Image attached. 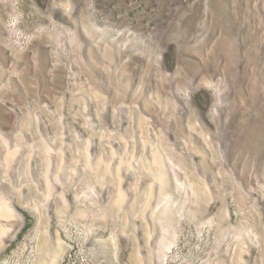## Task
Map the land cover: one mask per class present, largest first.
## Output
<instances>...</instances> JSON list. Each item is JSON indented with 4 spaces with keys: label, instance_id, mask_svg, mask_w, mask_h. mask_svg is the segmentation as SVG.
I'll return each instance as SVG.
<instances>
[{
    "label": "rangeland",
    "instance_id": "374dc122",
    "mask_svg": "<svg viewBox=\"0 0 264 264\" xmlns=\"http://www.w3.org/2000/svg\"><path fill=\"white\" fill-rule=\"evenodd\" d=\"M0 264H264V0H0Z\"/></svg>",
    "mask_w": 264,
    "mask_h": 264
}]
</instances>
